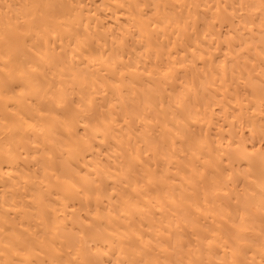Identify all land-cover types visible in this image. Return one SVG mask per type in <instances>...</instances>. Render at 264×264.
Here are the masks:
<instances>
[{"label": "bare ground", "instance_id": "obj_1", "mask_svg": "<svg viewBox=\"0 0 264 264\" xmlns=\"http://www.w3.org/2000/svg\"><path fill=\"white\" fill-rule=\"evenodd\" d=\"M0 264H264V0H0Z\"/></svg>", "mask_w": 264, "mask_h": 264}]
</instances>
